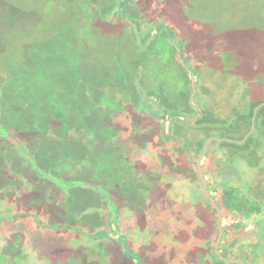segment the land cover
<instances>
[{
	"label": "rangeland",
	"instance_id": "obj_1",
	"mask_svg": "<svg viewBox=\"0 0 264 264\" xmlns=\"http://www.w3.org/2000/svg\"><path fill=\"white\" fill-rule=\"evenodd\" d=\"M0 75V264H218L160 126L186 90L229 118L264 87V0H0Z\"/></svg>",
	"mask_w": 264,
	"mask_h": 264
},
{
	"label": "trees",
	"instance_id": "obj_2",
	"mask_svg": "<svg viewBox=\"0 0 264 264\" xmlns=\"http://www.w3.org/2000/svg\"><path fill=\"white\" fill-rule=\"evenodd\" d=\"M4 82H6L5 78L0 75V95H2ZM260 86L253 83L251 89H246L247 95L241 94L239 99L240 105H238L239 107L234 114L230 111L229 118L213 116L212 109H209V100L207 99L210 95L208 90H201L198 96H196V93L195 97H193L195 99L194 103L198 106V114L193 113L188 105V100L192 98V94L186 90V93L179 95L180 97H184L182 104H184L185 109L175 112V114L174 112L173 114H169L171 118L169 120L170 123L167 125L168 131H166L164 124L160 126L162 128L160 133L164 138L167 140L172 138L177 142V145L172 146L171 151L180 153V156L173 159L180 160L182 166L184 165L190 174L189 177L198 183L200 194L196 193L195 195L196 217L200 218L203 226L205 249L212 257L213 262L215 261L218 264L225 263L218 259L213 252L217 237L216 211L202 194L201 181L196 171L195 159L202 151L205 141L212 136H216L214 132L219 133L218 137L236 141L244 137L250 128V120L254 107L264 101V87ZM113 107L116 108L117 106L113 105ZM177 114L182 116V121L178 117H174ZM167 115L166 113L161 114L160 120L166 121ZM3 127L6 128L7 126L3 125V121L0 118V128ZM189 132H192V135ZM263 139L264 107L258 111L255 129L244 144L211 142L201 162L203 175L207 180V190L215 198L221 210L223 238L219 245V250L225 258L242 259L246 264H255V257L261 256L264 252V218H262L264 213V187H251V184L244 186L242 184L244 182H241L240 186V180H244L245 166L248 169H258L256 182L259 175L264 176V166L263 164L261 165L263 157L259 155V151H261L260 143ZM34 167L41 169L40 161L34 164ZM210 179L213 181L212 186L210 185ZM230 187L239 189H237L235 194L238 201L237 210L241 218L245 221L253 220L256 222L255 231L251 234L250 238L248 237L249 239L243 235L240 227L232 225L233 223L230 219L231 212L226 207L224 198H219L213 194V189L217 190V193L220 194ZM228 230H231L232 233L229 234ZM245 245L251 246V249L245 251L243 249ZM1 257L3 258V255ZM251 258H253V262Z\"/></svg>",
	"mask_w": 264,
	"mask_h": 264
},
{
	"label": "water",
	"instance_id": "obj_3",
	"mask_svg": "<svg viewBox=\"0 0 264 264\" xmlns=\"http://www.w3.org/2000/svg\"><path fill=\"white\" fill-rule=\"evenodd\" d=\"M262 107H264V102H262V103H260L254 107L253 112H252V116H251V120H250V128L241 140L236 141V140H231L228 138H213V137L208 138L205 141L203 149L200 152L199 156L195 159L196 171H197L198 177L200 178V181H201L202 194L204 195V197L208 200L210 205L216 211L217 237H216L214 247H213L214 255L225 264H246V263L241 259H227L222 255V253L219 250V245H220L222 238H223V228H222V223H221V210H220L215 198L213 196H211V194L207 190V180L203 175L201 162H202L211 142H227V143L240 144V145L244 144L246 142V140L252 135V133L255 129V120L257 117V113Z\"/></svg>",
	"mask_w": 264,
	"mask_h": 264
},
{
	"label": "flooded vegetation",
	"instance_id": "obj_4",
	"mask_svg": "<svg viewBox=\"0 0 264 264\" xmlns=\"http://www.w3.org/2000/svg\"><path fill=\"white\" fill-rule=\"evenodd\" d=\"M154 93V92H153ZM179 120H181L182 121V119H179ZM165 122V121H164ZM162 123H163V121H162ZM168 123H170V121L168 122ZM194 134V133H193ZM191 135H192V132H191ZM263 158H262V164H263V166H264V156H263V154L261 155ZM251 169V168H250ZM2 255H4V252H0V263H1V260L3 259L1 256ZM4 257V256H3ZM6 257V256H5Z\"/></svg>",
	"mask_w": 264,
	"mask_h": 264
},
{
	"label": "crops",
	"instance_id": "obj_5",
	"mask_svg": "<svg viewBox=\"0 0 264 264\" xmlns=\"http://www.w3.org/2000/svg\"><path fill=\"white\" fill-rule=\"evenodd\" d=\"M245 221V220H244ZM246 222V221H245ZM252 234V233H251ZM243 249L245 250V251H249L250 249H251V246H247V245H245L244 247H243ZM214 252V251H213ZM242 260V259H241Z\"/></svg>",
	"mask_w": 264,
	"mask_h": 264
}]
</instances>
